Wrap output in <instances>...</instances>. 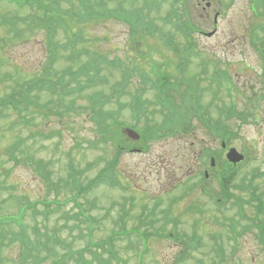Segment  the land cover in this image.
I'll return each instance as SVG.
<instances>
[{"label": "rangeland", "instance_id": "374dc122", "mask_svg": "<svg viewBox=\"0 0 264 264\" xmlns=\"http://www.w3.org/2000/svg\"><path fill=\"white\" fill-rule=\"evenodd\" d=\"M104 1L109 9L119 7L128 13L137 9L142 11L140 16L144 20L149 17L157 26L152 36L143 34V31L139 35L131 36L129 26L122 19L73 23L70 36L78 34L75 39L82 37L86 39L87 41L81 44L93 49H89V52L98 51L113 60L121 58L122 63L125 60L127 80L128 82L131 80L127 85V92H133L139 84L137 78L140 77L134 74L135 68L136 73L150 70L152 76L157 75L159 69L169 73L171 79L176 80L171 87L172 102L184 112L187 110L180 108L182 105H178L180 102L178 98L186 93L187 84L195 82L198 92L201 86L205 88L209 85V82L205 84L206 80L210 81L212 86L221 88L216 74L222 70L228 71L231 79L222 87L219 94L221 97H214V101L207 90L202 94L198 93L197 100L198 104L202 103L205 107L211 104L208 106L211 123L213 119L220 120L221 124L228 126L226 129L228 133L220 134L219 139L216 138V143L211 144L215 137L209 134V130L196 117V112L191 111L189 123L194 130L185 134L186 142L180 137L164 139L153 136L147 152H124L117 168L105 169L111 166L108 163L114 156V148L97 140V126L93 119L94 112L100 109V106L91 97L95 94H105L122 81L125 75L122 74L120 67L105 68L102 71V76L106 79L104 84L98 83L77 89V93L72 97H52L43 89L42 102L47 108L34 110L35 131L41 134L34 139L32 136L28 142L21 141L18 148L28 149L27 156L34 154L33 160L36 165L37 160L44 164L53 184L45 183L36 173V169L23 162H11L6 151L7 145L19 138L16 135L20 131L23 138L27 131L34 128L27 129L21 125L11 124L10 122L13 119L17 120V117L13 112L9 113L10 117L0 121V217L22 216V223L28 225L29 232L33 231L32 225L36 218L43 227L45 224L50 229L61 227L65 222L61 213H52L46 221L41 216L45 209L44 203L52 200L55 202L54 199L58 198L64 200L60 211H68L72 215L67 221L69 228L58 231L68 240L78 241L80 246H85L89 238L101 241L117 232L121 227L119 221L121 214H129L128 228L139 223L140 219L145 221V226L159 236H152L147 242L138 234L120 238L114 236L117 239L113 243L114 249L127 259V264H264V245H261L257 238L261 222L259 218L264 221V212L257 216L256 202L252 199L250 189L249 192L235 186L248 185L252 181L253 185L258 187L257 194L262 193L261 198L264 199V12L260 9L259 14H254L249 0L204 2L187 0L189 17L187 20L183 19L185 20L183 22L191 23L205 33L217 29L212 37L194 34L192 41L181 38L184 36L180 26L182 21L165 22L175 9L181 11L182 5L179 2L173 4V0H165L163 5L149 13L145 10L147 7L145 0ZM207 2H210L211 6L206 8ZM261 2L264 7V0ZM21 11L22 9L15 4L0 0V98L12 93L16 84L45 73L40 69V64L46 60L47 53L43 43L45 32L16 36L11 32L12 27L4 21ZM216 13L220 14L217 24L214 23ZM27 14L30 13H25ZM168 19L172 20V17ZM166 34L182 47L179 56L183 60L177 57L170 46L164 45ZM68 35L69 32L62 33L57 38L65 40ZM25 36L33 37L21 43L22 39H28ZM128 54L130 59L126 60ZM93 62L86 56L76 61L72 68L78 71L84 64L91 67ZM178 62L184 64L187 77L184 70L179 71L177 66L175 67ZM68 64L60 51L54 71L58 72V69L60 71L61 67ZM131 69L135 78L129 74ZM195 74L199 77L194 78ZM182 77L185 85L180 81ZM230 85L233 86L231 90ZM74 86H77V83L74 82ZM146 87V94L142 100L148 111L152 108L149 116L146 114L135 116L127 105L119 106L117 101H114L106 105L112 109L111 120L120 118V121L126 124H134L137 119L140 121L137 123L140 128H150L156 127L164 115H172L171 107L163 108L159 101L158 83L154 84L151 80ZM72 101L73 106L70 107ZM121 101L124 104L129 102L128 98H122ZM230 103L235 106L233 113L241 114L238 115L240 117L226 116L221 110L224 104ZM3 111L8 113L7 109ZM227 114L231 113L228 111ZM221 137L246 157L244 162L229 171L223 170L225 154L221 152ZM188 141L190 144L196 141L197 151L201 148L206 149V145L210 144L213 152H219L217 159L219 163L217 162L216 168L210 172L206 187L216 195L222 192L220 177H231L234 179L233 185L231 186L229 182L227 190L245 202L243 209L241 207L239 210L232 201L219 207L217 198L211 202H203L204 205L200 206L199 202L209 200V197L198 195L200 187L198 190L186 189L197 181L196 178L190 180L185 178L193 171L192 164H195L193 162L197 161L187 150ZM206 164L209 165L208 155L197 161L195 171L205 169ZM103 170H106L105 173L98 176ZM254 173L257 174L256 177H253ZM72 176L78 178L79 183L83 185L99 178L95 187L79 197L80 202L84 203L87 216H84L74 201L68 200L76 193L72 186ZM194 177L201 180L202 172ZM180 181L185 183L174 187ZM30 201L37 205L39 216L32 213L31 209L22 210L23 205ZM157 201H161L162 204L156 214L153 212V206ZM198 206L201 211H194L193 209ZM163 211L166 212V218L162 217ZM11 222L15 223L14 220ZM76 223L82 227H78L79 230L84 231L82 239L79 238L81 242L77 240L79 230L71 231V226H75ZM13 227L19 229L16 223ZM171 232L186 236L196 234L199 242L195 246H190L187 244L188 237H183L181 241L176 240L167 235ZM7 238L10 240V235H7ZM29 241L32 246L33 236ZM22 250L21 243L5 242L1 245L0 240V263L15 264ZM41 255L45 256L47 253L42 252Z\"/></svg>", "mask_w": 264, "mask_h": 264}, {"label": "trees", "instance_id": "16d2710c", "mask_svg": "<svg viewBox=\"0 0 264 264\" xmlns=\"http://www.w3.org/2000/svg\"><path fill=\"white\" fill-rule=\"evenodd\" d=\"M129 1L131 2L132 0ZM249 4L251 5V9L254 14H259L260 9H262V11L264 12V7L261 0H249ZM20 8H22L25 13L30 14L25 15L24 13L21 17L15 19H7V24L12 27V31L16 29V22L21 23L27 33L33 34L35 30H44L47 36L46 47L48 48V57L50 62L53 63L54 59L57 61L58 52L60 51H62V57H64L69 62V64L65 66L61 75L58 77V80L56 81L54 86L52 84L47 88L50 91L54 92L52 95L59 93L60 95L57 98H62L64 96L72 97L77 93V89H84L91 85H96L99 83V81L101 82L102 80H104L105 77L102 76V71L105 68H110L112 66L118 67V65L116 64L118 59H110L108 57H105L98 51L89 52L87 50L89 49L88 47H86L87 49L84 47L79 48L78 41H76L75 39L76 37H78V34H74L72 37L70 36L71 31H73L72 24L79 23L78 21L97 22L99 20L108 21L121 18L119 10L109 9L110 7L104 0H25L23 7ZM126 18L128 19V16H126ZM137 25V23H133V34L140 33V31L152 33L153 27L150 24H144V26L140 29L137 28ZM180 25L184 28H189L188 24H186L185 22H182ZM26 27H29L30 29H26ZM61 29H64V33L69 32V35L67 39H58L57 41V36H55V33L56 35H58V31H61ZM169 38L170 36L167 37V39ZM86 56L94 61L92 63V66L87 67L88 64H84L79 68L78 71L73 70L72 65L76 61ZM46 74L47 73H44L39 78L33 77L16 84V86L13 88L12 93L0 98V121L10 117L9 113L13 112L14 116L17 117V120L13 119V121L10 122L11 124H14L15 126L21 125V127L25 128L36 126V122L34 120V110H37V108H47V105L42 102L41 97L42 90L44 89L45 85L47 83H50L49 81H45ZM77 77H80V79H77ZM143 77H148V75L143 74ZM159 80L165 86L170 83L168 79L164 77H160ZM74 82L77 83V86H74ZM222 83V80L219 79V84L221 85ZM56 84H61V91H57V88L55 87ZM169 92V88H164L162 92V94L168 101L170 98ZM214 92L216 93L217 89ZM95 98L99 99V97L97 96H95ZM69 106H73V101L70 102ZM143 106L144 105L142 102L136 103L133 106V112L136 116H139ZM224 107L232 111L235 108L233 103L229 105L224 104ZM4 109H7L8 113L3 111ZM171 109L173 113V115L171 116L173 125L170 121L171 117H165L163 126L166 129V132H168V135H174L184 132L185 129L183 126H176L178 124V119L176 116L178 110L174 108ZM98 113L99 110L94 112L96 116H98ZM234 113L238 114L237 112ZM232 116L235 115L232 114ZM168 124H171V126L168 127ZM213 126H215L216 131L219 130V127H221L217 122H215ZM114 130L116 129L115 127L113 128L112 123L101 122L98 126V131H100L102 140L107 139V135L109 133L110 135L113 133V136L119 138L118 140L123 141L120 131ZM20 134L21 131L16 135L19 136V138H17L19 142L29 141L27 137L20 138L22 137ZM28 134L33 135L31 131H28ZM161 134L162 133H160L159 135ZM10 145L11 146H8L6 150L9 158L11 160H15L14 162L16 163L23 162L25 165L31 166V164L33 163V157L35 155L30 154L27 156L28 149H25L24 147L18 148V144L15 142ZM26 146L28 147L29 145ZM115 163L113 164V167L115 166ZM44 167V165H37L36 169L44 179L48 180L49 185H51L53 184V182H50L48 174L42 170ZM103 172L104 170L100 173V175L103 174ZM72 177V186L73 189H75L76 193L68 200L74 201V203L81 208V212L84 214V216H87V212L84 210L83 206L84 203L80 202L79 197L82 196L81 194L88 192L92 184L90 182L86 185H83L79 183L78 178H76L75 176ZM226 187L227 185H223L224 190L226 189ZM7 188L8 187L6 186V189ZM54 200L55 202H52V200L44 204L45 209L42 214V218L44 219V221H46L49 219V216L52 213H61L62 218L65 219L64 225L61 227H53L54 229H50L47 224H45V227H43L42 225H40L36 218L35 223L32 225L33 231L29 232L28 225H24L21 223H18L19 229H14L13 224L15 223L11 222V219H16V217H0V231H2V233H0L1 245L5 242H18L21 243L23 248L22 252L19 254V258L15 260V264H44L48 261L51 262V264H127V259H124L122 256H120V254L114 249L113 243L116 240L114 235L101 241H94L93 238H89V240L85 243V246H80L78 244V241H76L75 239L68 240L64 236L60 235V232L58 230L69 228L67 221H69L72 215H70L68 211H60L63 208L64 200L61 201L58 198H55ZM24 208L31 209L32 213H34L35 215H40L39 209H37V205L34 202L30 201L28 203H25L22 207V210ZM156 210L157 207H154L153 212H156ZM81 222L82 220L79 221V223ZM79 223H76L75 226H71L72 232L74 229L79 230L80 228H82ZM144 224H146V222L142 221L137 226H134L129 230L131 232L137 231L138 233L144 235V239H147L153 234V232L150 231ZM260 226L262 227V232L261 234H259V236L261 241L264 243V227L261 223ZM143 227L145 228L144 230H142ZM79 232L80 234L77 236V240L80 241V239H82V237L84 236V231L79 230ZM7 235H10V240H8ZM89 235L91 237V232H89ZM32 236L34 239V243L31 246L29 238H31ZM42 252H46L47 255L42 256Z\"/></svg>", "mask_w": 264, "mask_h": 264}, {"label": "water", "instance_id": "95a60500", "mask_svg": "<svg viewBox=\"0 0 264 264\" xmlns=\"http://www.w3.org/2000/svg\"><path fill=\"white\" fill-rule=\"evenodd\" d=\"M129 133H130L131 136L135 137L133 132L129 131ZM229 156H230L231 159H233L232 154H230ZM234 157H235L236 159H240V158H241V157H239V156H238V157H237V156H234Z\"/></svg>", "mask_w": 264, "mask_h": 264}]
</instances>
